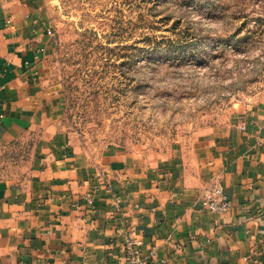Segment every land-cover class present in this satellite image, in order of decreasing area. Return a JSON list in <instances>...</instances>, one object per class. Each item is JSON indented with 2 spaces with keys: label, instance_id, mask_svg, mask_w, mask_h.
Segmentation results:
<instances>
[{
  "label": "crops",
  "instance_id": "1",
  "mask_svg": "<svg viewBox=\"0 0 264 264\" xmlns=\"http://www.w3.org/2000/svg\"><path fill=\"white\" fill-rule=\"evenodd\" d=\"M49 31L40 0H0V264H128L130 225L145 264H264V111L205 137L181 167L95 156L59 126ZM214 176L222 214L199 202Z\"/></svg>",
  "mask_w": 264,
  "mask_h": 264
},
{
  "label": "rangeland",
  "instance_id": "2",
  "mask_svg": "<svg viewBox=\"0 0 264 264\" xmlns=\"http://www.w3.org/2000/svg\"><path fill=\"white\" fill-rule=\"evenodd\" d=\"M59 126L95 156L181 167L264 111V0H40Z\"/></svg>",
  "mask_w": 264,
  "mask_h": 264
},
{
  "label": "built area",
  "instance_id": "3",
  "mask_svg": "<svg viewBox=\"0 0 264 264\" xmlns=\"http://www.w3.org/2000/svg\"><path fill=\"white\" fill-rule=\"evenodd\" d=\"M48 33H51V31ZM114 201L119 202V198L115 196ZM199 202L204 209L214 214L225 213L230 208V202L219 176L212 177L210 182L201 190ZM92 203L93 199L91 197L83 199L84 205H91ZM76 206L79 207V204L77 203ZM122 248L128 264H145L142 252V240L132 225L126 231Z\"/></svg>",
  "mask_w": 264,
  "mask_h": 264
}]
</instances>
